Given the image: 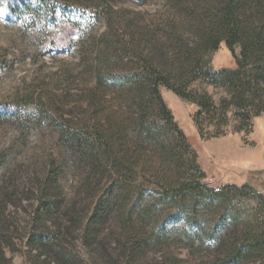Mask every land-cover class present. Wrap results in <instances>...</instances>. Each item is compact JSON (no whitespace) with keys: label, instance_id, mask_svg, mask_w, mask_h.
I'll return each mask as SVG.
<instances>
[{"label":"rangeland","instance_id":"obj_1","mask_svg":"<svg viewBox=\"0 0 264 264\" xmlns=\"http://www.w3.org/2000/svg\"><path fill=\"white\" fill-rule=\"evenodd\" d=\"M209 1L220 5V0ZM191 19L176 15L171 0H0V264H131L128 235L118 240L122 231L115 212H104L111 218L93 241L85 237L94 207L110 196L113 177L106 171L90 181L93 165L84 156L85 146L70 137L92 136L98 122L107 137L113 131L117 135L114 125L121 123L123 151L134 163L142 160L135 166V180L143 185L154 181L160 142L145 143L144 134L136 133L135 95L123 75L141 71L146 55L172 53L169 24L175 25V37L191 39ZM205 58L216 70L236 66L224 41ZM99 70L108 80L102 85ZM194 87L202 86L197 82ZM203 87L219 100L220 91ZM160 89L198 154L205 181L216 187L247 182L264 194V113L249 133L203 139L194 123L197 106L163 85ZM53 165L62 167L57 187L62 204L43 223L51 231L61 227L58 242L68 261H55L49 246L36 248L29 242L39 227L36 214ZM170 233V246L149 249L140 264H168L169 257H183V264L207 262L202 246L189 249L182 224Z\"/></svg>","mask_w":264,"mask_h":264},{"label":"trees","instance_id":"obj_2","mask_svg":"<svg viewBox=\"0 0 264 264\" xmlns=\"http://www.w3.org/2000/svg\"><path fill=\"white\" fill-rule=\"evenodd\" d=\"M171 1L176 15L192 18L194 35L191 39L177 38L175 25L169 24L171 30L166 29V34L168 40L170 35L174 37L172 53L146 55L141 71L123 75L135 95L136 133L144 134L145 143L160 142L159 164L151 177L154 181L143 185L135 180V166L142 165V160L137 158L134 163L123 151L125 131L121 123L114 125L119 134L113 131L109 137L102 122L93 127L92 136L71 134L75 144L85 146L84 156L92 162L90 181L106 171L113 177L110 196L97 203L83 232L93 241L111 218L104 212H115L114 220L122 231L118 240L128 235L129 260L140 264L149 249L170 246V232L180 223L189 249L194 252L202 246L206 251L205 264H264V194L247 182L216 187L205 181L207 174L198 154L160 89L163 85L197 106L194 123L203 139L251 132L254 119L264 113V1L220 0V5H214L200 0L202 5L195 6L184 0ZM223 41L236 66L216 70L208 66L205 57ZM97 75L99 85L108 81L100 70ZM197 82L202 87L195 88ZM203 86L220 91L219 100ZM153 114L158 120L151 119ZM91 138L95 140L91 142ZM61 170L57 165L50 170L36 214L39 227L29 242L36 248L49 246L55 261H68L58 242L61 227L53 226L51 231V226L43 223L45 216L57 215L61 208L57 193ZM169 261L183 264L186 260L169 257Z\"/></svg>","mask_w":264,"mask_h":264},{"label":"bare ground","instance_id":"obj_3","mask_svg":"<svg viewBox=\"0 0 264 264\" xmlns=\"http://www.w3.org/2000/svg\"><path fill=\"white\" fill-rule=\"evenodd\" d=\"M242 157H243V156H242ZM246 163H247V164H251V162H249V161H246Z\"/></svg>","mask_w":264,"mask_h":264}]
</instances>
